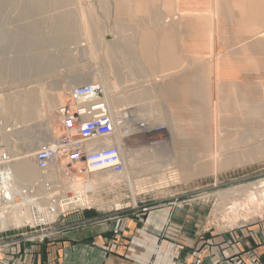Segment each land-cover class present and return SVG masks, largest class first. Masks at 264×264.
<instances>
[{
  "label": "rangeland",
  "instance_id": "1",
  "mask_svg": "<svg viewBox=\"0 0 264 264\" xmlns=\"http://www.w3.org/2000/svg\"><path fill=\"white\" fill-rule=\"evenodd\" d=\"M27 1L12 0L4 4L0 0V26L3 30L5 29L3 32L6 34V36L4 35L5 39L2 38L0 43V59L4 56L14 57L16 55L10 50L9 42L11 37L14 38L16 32L21 31L22 25L35 23L41 27L40 35L50 39L55 37V32L48 27L53 15L72 11L74 15L76 14L74 20L78 26L77 23L81 19L79 16L81 7L78 6H86L73 3L74 1L64 6H57L53 0H50L42 10L22 8V2ZM86 1L81 0L85 4ZM219 1L209 0L210 3H208L216 4ZM154 3L157 11L161 12L159 23H172L174 34L172 37L178 46V57L175 59L176 62L174 61V68L146 69L147 67H145V71H135L131 77L119 80L113 73L108 72L109 60L102 49L97 48V54L93 56H88L84 51L85 57L82 56L79 47L85 48L88 40L84 35L82 36V30L76 27L77 31L75 28L72 30L76 41L68 42L65 45V49L69 53L67 62L59 61L54 70L37 77L29 76L17 79L7 77L5 81L0 82L1 96H18L17 98L29 87L44 85L48 95L53 93L55 97L57 96L54 105L48 107L44 102L39 101L38 113L25 121H21L19 117L8 119L0 117V129H6L4 131L8 133L15 132L12 136H16L19 143L22 137L29 136L27 139H30L36 136L37 138L44 133H49L51 141L54 142L65 130L62 120L58 119L55 113L67 101L69 91L82 84H88V82L97 83L102 90L100 97H103V91L107 90L109 97L118 98L119 104L116 107L118 113L115 112L114 116L118 123L121 122L120 133L124 147L138 149L146 146L149 149L152 145L153 147L164 146L165 152L148 162L142 160L137 163L139 166L140 164L157 163L159 167L141 168L138 166L133 170V173L127 174V177L122 174L125 168L123 163L121 174H117L116 178L106 179H102L105 177V172L89 173L85 172L88 169L82 171L78 167L60 170L59 164L55 163L52 172L49 174L47 172L48 176L44 178L54 179L60 183L64 191H71L76 195V198L88 200H86L88 204L72 205L70 203L69 206L74 208L61 215L58 221L72 211L95 210L98 214L108 215L117 211L139 210L143 212L154 207H169V210L177 215V220L172 221L173 225L181 231L194 228L196 232L206 233L264 222V85L255 80L258 73L254 62L260 60L264 55V41H260V45H251L250 49H242L239 52L242 41H249L264 33V8L257 12L246 8L244 17L231 10V17L226 21L227 23H220L212 33H208L204 29L190 30V32L184 33L181 27L183 13L178 7L177 0L174 1L175 6L172 11H167L164 8L162 0H157ZM90 4L91 6L94 4L92 7H96L93 9L98 19L105 25L101 36L92 40L96 44L101 40L119 42L120 35L114 27L116 18L112 4L108 3L107 8L98 6L97 0H91ZM204 7V4L197 2L195 10L203 11ZM22 13L24 15H21ZM137 24L129 29L126 28L123 32L132 36L134 45H138L142 37V27L152 26V24L140 22V20ZM251 27L252 31L248 30ZM156 36L158 40L163 38L159 30ZM200 38H206L211 47L206 49L195 47L193 42ZM192 43L195 49L191 48ZM62 50L50 43L47 52L53 56H59L62 54ZM237 51L242 57L236 53ZM232 54L234 55L231 56ZM216 57L221 62L223 74H227L224 77L220 76V73L215 71L211 65V60ZM233 57L246 59L250 65V71L242 73L236 71L227 62L229 59H234ZM262 60L264 62V56ZM125 72L124 67L121 77L126 76ZM83 74L90 76V79L77 83L78 85L76 84L68 90L59 91L62 82ZM104 74L107 76V80L104 81L106 84L109 82L106 90L98 81V77ZM176 74H178L177 78H174ZM165 75L172 76L170 82L163 79ZM102 100L104 99L102 98ZM196 103L205 107L217 118L215 131H205L201 128V115L195 112ZM141 109L145 112L142 113ZM185 109L189 113L185 120L196 123L194 128L195 132H198L196 136L188 131L184 123L185 114L182 113V110ZM121 110L126 111V115L124 114L126 117L123 115V118L119 113ZM177 115H180V124L177 127L179 130L177 136L178 134L179 136L175 138L171 131L169 118L177 117ZM112 127L114 128V125ZM112 146L116 145L112 144L108 147ZM4 148L7 150L6 147ZM35 148L30 151V148L22 146L15 155L10 152L8 154L13 160L30 155L33 158V154L38 150L37 146ZM114 148L116 149V147ZM94 151L86 152L93 153ZM63 159L65 160V158ZM135 159L141 158L136 157ZM176 159L179 160V166H177ZM33 163L35 168V163ZM148 169L150 170L147 173ZM74 178H78L80 183L77 184V187L72 188L67 182ZM88 180L91 181L90 185L86 183ZM39 182L40 179L22 187L28 188L33 194L36 192L34 195L40 207L45 205V197L44 193H40L43 188ZM19 191L17 190L15 193ZM9 204L10 202L0 206V210L3 209L1 210L3 215L7 216L6 212L11 213V210L6 208L12 206ZM6 219L3 226L0 224V230H3L1 235L18 234L19 236L15 237L18 240L14 244L23 238V235L20 234H25L28 237L35 234L30 232L34 229L28 226L32 221H27L24 218L18 224L12 217V220L9 217ZM25 224L28 225L25 226ZM46 227L48 225L43 228ZM46 230L48 231L45 229L43 232ZM254 262L264 263V257L255 258L251 264Z\"/></svg>",
  "mask_w": 264,
  "mask_h": 264
},
{
  "label": "bare ground",
  "instance_id": "2",
  "mask_svg": "<svg viewBox=\"0 0 264 264\" xmlns=\"http://www.w3.org/2000/svg\"><path fill=\"white\" fill-rule=\"evenodd\" d=\"M8 1H12V0H2L4 4L8 3ZM53 1L57 6H64V5L69 4L72 1H74L73 3H77L79 5H82V4L86 5L85 7L78 6V7H81L79 9V13H80L79 16L81 17V19H80V22L77 23L78 26H76V22L74 20V17L76 14L74 15L72 11L61 12V13H58L52 16V20L49 22L48 27H50V29H52V31L55 32V35H54L55 37L53 38L51 37L50 39L46 38L44 35H40L39 29L41 27H39L37 24L30 23V24L22 25V27L20 28L21 31H19V33L16 32L15 33L16 35L14 36V38L11 37L10 42H9L10 50L15 52L16 55L14 57L4 56L0 59V82L2 80L5 81L7 77H9V79L25 78L29 76L37 77L45 72L47 73L49 71L54 70V68L56 67V64H58L59 61L67 62L69 59L68 57L69 53H67L68 50L65 49V45L68 42L76 41V37L74 36L75 34L72 33V30L74 28L76 30V27L82 30V33H83L82 36L84 35L85 39L88 40V44L85 48L79 47L82 56H84V51L86 52L88 56H93L97 54L96 52L97 48L102 49L104 51V55L109 60L108 72L113 73V75L116 76L119 80H125L131 77L132 75H134L135 71L143 72L146 69H152V68H158V67L159 68L161 67L174 68V65H173L175 64L174 61L175 59H177L176 57H178V49H177L178 46L176 45V42L173 40V37H172V35L174 36L172 32L173 27H171L172 23H169V24L159 23L160 18H161V12L159 10L158 11L160 13L157 11L156 5L154 3L157 0H97L99 3L98 6H100L101 8H107L108 3L112 4V7L115 11V18H116L114 22L115 24L114 27L120 35L119 42H109V41L105 42L101 40L98 44H96L92 39L93 38L95 39L101 36V33L105 25L103 22H101L98 19L96 12L93 9L95 6L92 7L94 4L92 6L90 4L91 0H87L86 4L82 3L81 0H53ZM162 1H163L164 8L167 11H172L174 9V6L176 4V2L174 4L175 0H162ZM49 2L50 0H28L25 3L22 2L23 3L22 8L42 10L45 8V6ZM197 2L198 3L201 2V4H204L205 10L203 11L195 10V6ZM208 2L209 0H177L178 7L181 9L183 13V17H182L183 22H181V27L184 33H188L190 32V30L200 31V29H204L208 33H212L214 32L213 31L214 28L219 26L220 23L222 22L227 23L226 21L229 20L231 17L230 15L231 10L234 11L235 14L244 17L246 8L256 10V12L257 10L261 11L262 8H264L262 7L264 6V0H220L216 4H209L210 2L209 3ZM189 11H191V13H188ZM21 15H24V14L22 13ZM220 19L222 21H219ZM139 20L140 22L142 21L144 23L152 24V26L145 25L142 27L141 29L142 37L138 45H134L132 42V38H131L132 36L126 35L123 32L125 31L126 28L129 29V27L131 28L135 26L137 22H139ZM173 25H174V22H173ZM252 29L253 28L251 27L248 30L252 31ZM4 30L2 29V26H0V43L2 41L1 39L4 38V35L6 36V34H4L3 32ZM158 30L162 34V37H163L162 40L156 39L157 38L156 33ZM260 41H264V33L249 41H246V42L242 41V43H240L241 47H239L240 45L238 44L237 46L240 48L239 52H241L242 49L247 50V48H249V46L251 45L252 46L253 45L257 46V44L260 45L261 43ZM50 43H52L55 46H58L60 50L63 49L61 51L62 54L59 56L57 55L53 56L51 54H48L47 49ZM193 43H195V47H200V48H205V49L211 47L209 41L206 38L204 39L200 38ZM193 43L191 44L192 45L191 48L194 47ZM246 45H248V47H246ZM258 49H259V46H258ZM189 51L192 54H194L193 51L191 50ZM236 53H238V51ZM20 54H23V55L20 56ZM256 54H258V52H256ZM233 55L234 54H232L231 56ZM239 55L241 56V54ZM236 57L235 58L233 57L234 59H229V61L227 62H229L231 66L240 73L250 71V68H249L250 65L248 61L244 58H236ZM262 57L260 60L254 61L255 65L257 66V73H258L257 78L255 80H258L259 82H261V85H264V62H262L263 61ZM211 65L215 71H218L220 73V76L224 77L227 75V74H223V71L221 69V62L218 57L211 60ZM124 67L126 70L125 72L126 76L121 77V71H122V68ZM145 67L147 68L145 69ZM177 75L178 74H176L174 78H177ZM89 77L90 76L83 74L80 77L67 79L60 84L59 91L68 90L72 86L76 85L77 83L88 81L90 79ZM171 77L172 76L165 75L163 76V79H166L168 82H170ZM98 78H99L98 81L101 82L102 86L106 90L107 84L109 83L108 82L106 84L105 82L107 80V76L104 74V75L99 76ZM108 95L109 94H107V90L106 92L103 91L102 98L104 99L103 100L104 104L107 107L111 125L112 126L114 125V128H112V130L114 131L112 132V134H109V133H108L109 135L106 134L107 136L105 134L100 135V133L90 136L88 140L86 141L85 150L86 151H92V150L101 151L102 149H105V147L115 144L117 160L118 162L120 161L119 164H121V166H122V163L125 164V168L122 173L120 172L122 169L120 171H112L114 169L112 168L109 169L103 166H99L100 164L98 163L91 164L92 161L102 158V155L95 160H90L88 162L89 168L85 172H89V173H93V172L104 173L105 172V177H103L102 179L112 178V177L116 178L118 176L117 174H121V173L124 174L125 176L127 174L130 175V173H133L134 169L138 168L139 166V164H137L138 162L142 160H145V162H148V160L150 159L153 160L156 157L161 156L165 152L164 146L163 147H159V146L153 147L152 145L149 149L146 148V146L140 147L138 149L137 148L129 149V148L124 147L122 140H121V133H120V127H121L120 123L121 122L118 123L114 116L115 112H117L116 107L119 104L118 98L109 97ZM17 97H14L11 95H6V96L0 95V104H1L0 117L5 118V119L11 118V117H19L21 121H25L31 118L33 115H36V113H38L39 107H40L39 101L44 102L45 105L48 107H52L57 99V96L55 97L53 93L48 95L46 93V86L44 85L41 86V84L39 87L34 86L32 88L29 87L25 89L21 93V95H19V98ZM149 110L151 111V109ZM141 111H143L142 113L145 112L143 109H141ZM125 112H126L125 110H121L119 112L123 118L126 115ZM195 112H197L198 115H201L200 123H201V128L203 130L210 131V132H213L216 130L217 118L213 114H211L205 107H203L199 103H196ZM182 113L185 114L184 123L187 126L188 131L191 132L192 135L196 136L198 134V132H195L194 130V128L196 127V123L193 121L185 120L188 118V114H189L188 110L186 109L182 110ZM179 116L180 115H177V117L172 116L171 118H169L170 125L172 127L171 131L175 138L177 136V133H179L178 132L179 130H177V127H179V124H180ZM168 117H170V115H168ZM0 130H1L0 140L2 144L4 145V147L7 148L8 153L10 152L12 155H15L16 151L20 149L22 146H24L25 148H30V151H33L35 146H37V149H41L42 147L45 148L46 146H49L50 144L51 145L54 144V142L51 141L50 139L49 133L40 134V136L37 138L36 136L34 138L31 136L32 138L30 139H27L29 138V136L25 138L26 136L24 135L25 137H22L19 143V140L17 141V139L15 138L16 136L15 137L12 136L15 132L8 133L4 131L6 129L4 130L0 129ZM199 132H200V129H199ZM191 133H188V134H191ZM25 134H27V132H25ZM87 154H94V153H87ZM136 157H139L141 159H135ZM32 162L35 163L31 155L25 156V158L14 159V160L11 159L10 164L8 165L10 169V180L8 183V188H9L10 193H15L17 190L24 188L22 186H25L33 182L35 183V181L36 180L38 181L39 179H40L39 183L41 187L43 188L42 192L40 193L43 194L44 192H46L44 177H47L48 174L52 172L54 168L53 167L54 164H50L47 169H41L35 163V166L37 167V168L35 167L36 168L35 169L32 165ZM176 162H177V166H179L178 159H176ZM139 167L141 168L151 167L152 168V167H159V166L157 165V163H146V164H140ZM149 170L150 169H148L147 173L149 172ZM67 183L69 184L70 187L73 188V187H77V184H79L80 182L78 181V178H74ZM86 183L87 185H90L91 181L88 180L86 181ZM263 185H264V181H263ZM35 193L36 192H34V194ZM252 195L253 194H251V196ZM86 200L87 199L85 198H80V197L76 198V195H74L70 203L72 205L83 204V203L88 204ZM70 203L68 204V206L70 205ZM7 204L8 203L4 205H7ZM37 205L39 204L37 203ZM69 207L71 208V206ZM6 208L10 209L11 213L9 214V212H6L8 214L6 216L2 214L1 210L3 209L0 210V224L2 226L7 221L6 217H9L10 219L11 217L14 218L15 222H17L18 224L21 223L24 218L27 221H30V222L32 221L31 223H36L38 221V217L36 215L34 216L27 208H25L22 212H18L16 209L11 208L9 206H7ZM1 225H0V229H1Z\"/></svg>",
  "mask_w": 264,
  "mask_h": 264
},
{
  "label": "crops",
  "instance_id": "3",
  "mask_svg": "<svg viewBox=\"0 0 264 264\" xmlns=\"http://www.w3.org/2000/svg\"><path fill=\"white\" fill-rule=\"evenodd\" d=\"M176 217L169 207L72 211L48 238L4 248L0 264H251L264 257V222L202 233L177 229Z\"/></svg>",
  "mask_w": 264,
  "mask_h": 264
},
{
  "label": "built area",
  "instance_id": "4",
  "mask_svg": "<svg viewBox=\"0 0 264 264\" xmlns=\"http://www.w3.org/2000/svg\"><path fill=\"white\" fill-rule=\"evenodd\" d=\"M72 91V92H71ZM67 97V101L59 107L55 115L61 119L65 130L55 139L54 145L38 149L33 154V160L41 169H47L50 164H59L60 170L81 168L82 171L88 169V162L95 160L102 155V158L92 161L91 164H100L112 171H120L122 166L117 160L115 146L94 151V154H87L86 141L90 136L97 133L110 134L112 125L109 120L107 107L100 97L101 87L97 83L82 84L75 87ZM1 109V107H0ZM65 158V160L63 159ZM11 157L0 142V206L6 203L10 207L22 212L27 208L34 216L38 217L36 223L25 224L34 229V235L28 237L30 241L44 240L54 234L56 223L61 215L69 209L68 204L73 198L71 191H64L60 183L54 179L45 178V205L38 206L37 198L28 188L20 189L17 193H10L8 183L10 180L9 164ZM46 171V170H44ZM57 185V186H56ZM71 211V210H70ZM48 225V227L43 228ZM48 229V231H44ZM0 230V252L6 247L16 242L17 235H1ZM254 264H264L254 262Z\"/></svg>",
  "mask_w": 264,
  "mask_h": 264
}]
</instances>
